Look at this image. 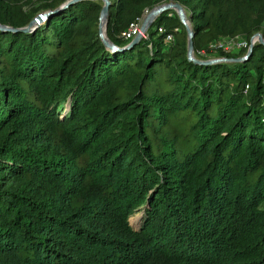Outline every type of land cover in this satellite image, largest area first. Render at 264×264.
I'll list each match as a JSON object with an SVG mask.
<instances>
[{
    "label": "trees",
    "instance_id": "obj_1",
    "mask_svg": "<svg viewBox=\"0 0 264 264\" xmlns=\"http://www.w3.org/2000/svg\"><path fill=\"white\" fill-rule=\"evenodd\" d=\"M65 1L0 0L13 28L52 12L0 30V264H264V44L195 63L168 9L113 50L103 2ZM109 1L106 36L123 48L165 0ZM166 1L196 55L264 37V0Z\"/></svg>",
    "mask_w": 264,
    "mask_h": 264
},
{
    "label": "water",
    "instance_id": "obj_2",
    "mask_svg": "<svg viewBox=\"0 0 264 264\" xmlns=\"http://www.w3.org/2000/svg\"><path fill=\"white\" fill-rule=\"evenodd\" d=\"M75 1H79V0H66L62 6L65 7L68 4H71ZM101 1L103 2V5H102V9L100 11L99 23H98V32H99L100 39L102 40V42L104 43L105 46H107L108 48L113 49V50L131 48L134 44H136L142 38L141 34L136 35L123 48H119V47L115 46L109 40V38L107 36H106V38L104 37L102 27H101V18L105 17L106 18V24H107V15H108L109 7H110V1L109 0H101ZM168 9H173L177 13L181 23L186 28V31H187V57L189 60H191L195 63H205V64L217 63V62H232V61L239 62V61H243L247 56H249L251 54L253 45H250V47L246 50L245 55L241 56V57H236V58L220 57V58H216V59H207V60H201V59L196 58L194 56V50H193V32L191 29L190 20L186 16L184 7L181 4H179L178 2L168 1L166 3H161V4L153 7L152 9H150L144 17V21L142 24L143 30L148 29V27L151 25V23L153 22V20L156 18L157 15H159L162 11H165ZM50 13H52V12L51 11H44V12L37 14L28 23V25H26L24 27L13 28L11 26L0 24V30L21 31V32L32 31L35 27L40 25ZM105 32H106V25H105ZM255 35H257L258 43L264 44V37L262 36V34L257 32V33H255Z\"/></svg>",
    "mask_w": 264,
    "mask_h": 264
},
{
    "label": "built area",
    "instance_id": "obj_3",
    "mask_svg": "<svg viewBox=\"0 0 264 264\" xmlns=\"http://www.w3.org/2000/svg\"><path fill=\"white\" fill-rule=\"evenodd\" d=\"M148 11V9H145L144 13ZM142 14L141 17H137L134 21L130 22L128 27L122 31L121 36L123 39L131 40L136 35L141 34L142 37H147V29L143 30V21L145 14ZM159 33L163 32L164 29L162 27L158 28ZM167 41L173 40V35L171 33L166 35ZM258 42L257 35H252L249 39L244 38L241 35H235V36H228L221 38L219 40L214 41L210 46L213 50L222 49L226 52H232L237 53L242 49L247 50L250 45H254ZM197 55H200L201 57L206 56L204 50H200L197 52ZM197 55L194 53V56L197 58ZM201 59V58H200Z\"/></svg>",
    "mask_w": 264,
    "mask_h": 264
},
{
    "label": "rangeland",
    "instance_id": "obj_4",
    "mask_svg": "<svg viewBox=\"0 0 264 264\" xmlns=\"http://www.w3.org/2000/svg\"><path fill=\"white\" fill-rule=\"evenodd\" d=\"M40 0H35V2H39ZM168 1H164L163 3H166ZM150 9H148L149 11ZM148 11H146L144 14L146 15L148 13ZM44 12V11H42ZM41 13V12H40ZM207 52L205 51V54ZM209 57V58H208ZM220 54L218 52H216V49L215 50H211V54L209 56H206V58H203L201 60H207V59H216V58H220ZM238 57H241V56H238ZM199 59V58H198ZM145 217V207L144 206H140L138 208H136L135 211H133L129 217V221H130V224L131 226L134 228V229H138L141 225V220Z\"/></svg>",
    "mask_w": 264,
    "mask_h": 264
},
{
    "label": "bare ground",
    "instance_id": "obj_5",
    "mask_svg": "<svg viewBox=\"0 0 264 264\" xmlns=\"http://www.w3.org/2000/svg\"><path fill=\"white\" fill-rule=\"evenodd\" d=\"M105 25H106V18L102 17L101 18V27H102V31H103L104 37L106 38Z\"/></svg>",
    "mask_w": 264,
    "mask_h": 264
}]
</instances>
